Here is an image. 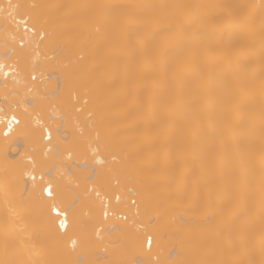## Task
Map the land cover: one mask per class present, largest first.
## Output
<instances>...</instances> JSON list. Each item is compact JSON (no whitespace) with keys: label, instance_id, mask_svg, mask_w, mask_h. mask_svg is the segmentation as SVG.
Listing matches in <instances>:
<instances>
[{"label":"bare ground","instance_id":"1","mask_svg":"<svg viewBox=\"0 0 264 264\" xmlns=\"http://www.w3.org/2000/svg\"><path fill=\"white\" fill-rule=\"evenodd\" d=\"M101 2L112 6L113 24L121 30H135L144 37L150 50H158L164 42L174 44L175 37L163 28L144 31L153 11L151 7L142 8L133 24L128 23L130 13L126 9L177 2L220 4L259 3V0H14L18 6L15 12L27 17L28 22L43 33L40 49L43 52L46 49V53L51 50L55 57L52 55V61L36 57L33 37H24L23 46L14 48L13 53L18 75L10 81L0 79V115H15L20 120L7 135L2 134L0 125V259H4L7 252V258L15 264L210 262L218 258L226 242L217 238L209 222L210 217L219 213L220 177H213L210 186H201L198 201L181 200L171 195L165 182L144 163L145 125L130 115L131 102L117 96L113 70L105 59V36L96 31V25L87 15L90 11L87 6ZM70 4L85 7H61ZM14 32L9 21L0 18V54L15 46ZM260 55L257 47V62ZM156 65V75L162 79L163 69L158 61ZM47 71L56 78L47 76L29 90L28 77L49 74ZM143 71V57L133 48L126 63L116 70V77L123 79L126 75L132 81ZM69 89L76 92L70 100L75 97L76 103L78 94L80 101L87 105L84 107L87 113L79 106L77 114L81 111L91 118H79L78 114L81 123H77L85 130L83 134L80 130V136L74 130L77 110L72 112L76 107L68 99ZM168 91L167 85L153 89L150 83L143 89L145 107L151 100L157 118L152 126V135L157 138L153 151L160 159L169 144L175 147L180 134L179 131L173 133L170 142L160 135L161 130H170V118L164 108ZM132 94H137L135 89ZM222 102L227 103L226 98ZM34 115L51 134V143L44 142L42 127L33 120ZM233 126L238 137L249 130L259 133L264 126V96L254 94L245 109L234 114ZM91 129L97 131V137ZM88 143L92 153H96L94 156L90 150L86 151ZM198 147L206 152L221 147L231 151L232 134L225 132L221 136L205 126ZM71 156L74 157L72 163H65L64 158ZM187 174L189 183L195 187L200 179L198 165L189 164ZM36 176L42 180H37ZM111 178L113 183L116 180L125 183L124 187L129 186L136 201L135 208L128 204L126 190H122L121 196L120 183L119 186L109 183ZM223 183L229 190L234 189L237 178L231 170H225ZM49 184L54 196L46 198L42 188ZM93 188L121 197L112 208L124 213L125 221L103 219ZM53 208L66 212L67 227L62 232L51 213ZM251 216L252 228L259 233L264 222L258 205L252 206ZM147 233L152 238L148 248L145 239L143 241ZM256 259H259L258 253Z\"/></svg>","mask_w":264,"mask_h":264},{"label":"snow or ice","instance_id":"2","mask_svg":"<svg viewBox=\"0 0 264 264\" xmlns=\"http://www.w3.org/2000/svg\"><path fill=\"white\" fill-rule=\"evenodd\" d=\"M17 7L11 2L0 4V14ZM61 7L83 9L85 6ZM87 7L96 31L105 36V59L113 70L117 96L131 102L130 115L145 125L144 163L165 182L170 194L181 200L198 201L201 186H210L213 177H220L219 213L210 217L209 222L217 238L226 242L218 258L210 262L193 260L191 264H264V227L256 233L251 224L254 205H258L264 222V126L259 133L249 130L239 137L233 126L234 114L242 112L254 94L264 96V0L220 4L177 2L126 9L130 13L128 23L133 24L142 8L151 7L153 11L144 31L163 28L175 37L174 44L164 42L158 50H150L144 37L135 30H121L113 24L112 6L101 2ZM8 14L12 15V11ZM257 47L261 50L258 62ZM133 48L143 57L144 71L132 81L126 75L117 79L116 70L126 63ZM157 61L163 69L162 79L156 75ZM147 83L153 89L165 85L169 88L164 108L170 118V130H161V138L170 142L173 133H180L175 147L169 144L162 159L153 151L157 139L152 135V126L157 123L154 107L151 100L147 107L143 102ZM133 89L137 92L135 96ZM225 98L227 103L222 102ZM12 119L20 122L15 115ZM205 126L221 136L230 132L231 151L221 147L206 152L198 147ZM47 138H51L50 133ZM189 164L199 167L200 179L195 187L189 183ZM225 170H231L237 178L232 190L223 183ZM42 194L53 197L52 185L44 186ZM64 227L61 222V228ZM0 264H15V261L8 259L6 252Z\"/></svg>","mask_w":264,"mask_h":264},{"label":"built area","instance_id":"3","mask_svg":"<svg viewBox=\"0 0 264 264\" xmlns=\"http://www.w3.org/2000/svg\"><path fill=\"white\" fill-rule=\"evenodd\" d=\"M9 2H11L13 5L14 0H0V4L7 5ZM8 11H12V15L8 14ZM5 11L4 13L0 14V18L5 19L9 21L10 25L14 29V33L16 35L14 39V47L13 48H8L6 51L2 54H0V79L1 80H14L15 77L18 75V69H17V64L15 58H13V53H14V48H21L24 44V37H33L35 41V45L33 47V53L36 57L38 58H43V59H50L52 58L53 54H45L41 49H40V44L43 40V33L40 31H37L29 22L27 17L23 15H18L15 10H8ZM50 74V75H49ZM49 74H42L41 76H38L36 74H32L28 77L27 79V86L29 87V90L36 84L39 83L40 80L48 78L55 79L56 76L52 73ZM35 76V79H32V77ZM48 76V77H47ZM33 120L37 123L38 119L37 116H33ZM17 122L12 119V116H8L6 114L0 115V125L2 129V134L5 135V133L9 134L13 129L17 126ZM39 126L42 127V135L44 138L45 143H51V139H48L49 132L43 125L41 121L37 123ZM63 134H67L64 132ZM37 180H42L40 179V176H36ZM45 184L47 183L46 181L44 182ZM94 196L98 199L100 207H101V212H102V217L103 219H114V220H119V221H125L126 215L122 213L121 211H116L112 208V205L115 203H118L121 201V197L119 200H117V197H119L118 194L114 195H107L104 194L101 191H93ZM99 193V195H97ZM127 193L131 196L133 195L130 189H128ZM46 198H51L45 195ZM129 205L131 208L136 207V202L135 198H131L129 200ZM52 215L55 217L56 222H57V227L58 229L62 232L66 229L67 223H66V212L61 210L60 208H53L51 210ZM59 213V214H57ZM61 222H64L65 227L61 228ZM152 238L150 235L145 237V246L148 248L151 245Z\"/></svg>","mask_w":264,"mask_h":264},{"label":"rangeland","instance_id":"4","mask_svg":"<svg viewBox=\"0 0 264 264\" xmlns=\"http://www.w3.org/2000/svg\"><path fill=\"white\" fill-rule=\"evenodd\" d=\"M45 51H46V49H45ZM45 51H44V53H45V54H48V52L51 51V50L47 51V53H46ZM49 53H50V52H49ZM50 54H51V53H50ZM53 56H54V54H53ZM54 57H55V56H54ZM54 57H53V58H54ZM46 60H49V59H46ZM51 61H52V58H51ZM47 72H48V71H47ZM49 72H52V71L49 70ZM49 72H48V73H49ZM28 74H29V73H28ZM27 76H28V75H27ZM26 79H27V77H26ZM49 80H50V79H49ZM51 81H52V80H51ZM75 90H76V89H75ZM75 90H74V91H75ZM68 93H69V94H68L67 96H68V99L70 100V99L72 98L71 95H72V94H75L76 92H75V93H72V89H69V92H68ZM73 96H74V95H73ZM76 96H77V98H78V99L76 100V103L78 104L77 106H76V103H75V101H74V100H75V97H73L74 100H73V99L70 100V102L72 101L71 104L74 105V106L76 107V109L72 108V112H74V111L77 110V111H76V114L73 113V115L75 114L76 116H74V117L76 118L77 116H79L78 114H80L79 118H80L81 116H84V118L86 119L88 114H87V115H84V114L82 115V113H81V111H83L84 113H87V111H88L87 108H86L87 111H86L85 108H84L86 104L83 103L84 101H83V102L80 101V99H79V97H81L80 95L78 96V94H77ZM69 97H70V98H69ZM85 99H86V98H85ZM78 101H79V103L81 102V103H83V104H82V105L79 104ZM73 102H74L75 104H73ZM74 106H72V107H74ZM79 106H81V111L79 110L80 112L77 114V112H78V107H79ZM86 106H87V105H86ZM82 109H83V110H82ZM89 114H90L89 116L92 117V114H91V113H89ZM85 116H86V117H85ZM89 116H88V117H89ZM74 117L72 116L73 120H74V121L77 120L76 123H75V122H74V123L72 122V123L74 124V128H75L74 130H75V133L77 132V135L80 136V135H82V134L84 133L85 130H81L83 126H81L79 123H77V122H80V119L77 117L76 120H75ZM89 118H90V117H89ZM89 118H87V119H89ZM78 119H79V120H78ZM89 120H91V118H90ZM80 123H81V122H80ZM76 124H77V125H76ZM78 124H79L80 126H79ZM72 127H73V125H72ZM80 130L82 131V134L80 133ZM91 130H92L94 136H96L97 131L94 130V129H91ZM93 130H94V131H93ZM72 131H73V129H72ZM65 136H67V134H66ZM96 137H97V136H96ZM94 140H95V139H94ZM91 141H92V140H91ZM87 148H88V149H87L86 151L89 152V150H90L89 143H88V145H87ZM90 152L92 153L91 150H90ZM91 153H89L88 155H90ZM65 154H66V153H65ZM65 154H64V156H65ZM92 154H93V153H92ZM94 154H96V153H94ZM94 154H93V156H94ZM91 156H92V155H91ZM64 159H65V160H64L65 163H72V161L74 160V157H73V156H71V157H67V158L65 157ZM83 160H84V159H83ZM75 161H78V160H75ZM113 161L115 162L116 160H113ZM91 163H94V160H93ZM72 165H73V164H72ZM93 165H97V163H96V164H93ZM93 165H92V166H93ZM73 166H75V167L77 168L76 165H73ZM96 167L98 168V166H96ZM82 169H83V168H82ZM87 169H88V168H87ZM87 169H86V170H87ZM86 170H85V171H86ZM66 171H67V170H65V173L68 174L69 172H68V171L66 172ZM88 171H90V170L88 169L86 172H88ZM88 173H89V172H88ZM70 175H71V173H69L68 176H70ZM71 176H72V175H71ZM73 179H74V178L71 177L70 180L73 181ZM87 181H88V183H89V180H86V182H87ZM90 181H91V180H90ZM108 181H110L109 183L112 184V185H114L115 183H117L116 180H115V182L113 183L112 178H111V180L109 179ZM119 183H120V186H121V187H119V189H120V191H121V196L123 197L122 194H123L124 191H122V190H126L125 192H127L128 190H127L126 188H129V186L126 184V187H124V184H125V183H123V182H119V181H118V183H117L118 186H119ZM117 184H115L114 186H117ZM95 188H96V187H95ZM95 188H93V191H94ZM117 188H118V187H117ZM129 189H130V188H129ZM97 190H100L101 192L104 193V191H102L101 189H96L95 191H97ZM104 194H107V193H104ZM127 194H128V193H127ZM127 194L125 193L124 196H127ZM107 195H108V194H107ZM128 196H129V199H127V200H130L131 198H134L133 195L130 196V195L128 194ZM128 196H127V198H128ZM127 200H126V201H127ZM135 202H136V201H135ZM128 204H129V201H128ZM141 223H142V222H140V224H141ZM143 225H144V224H143ZM137 227L139 228V226H137ZM147 234H148V233H147ZM148 235H149V234H148ZM145 236H146V234L143 235V241H144V239H145ZM154 261H155V260H154Z\"/></svg>","mask_w":264,"mask_h":264}]
</instances>
